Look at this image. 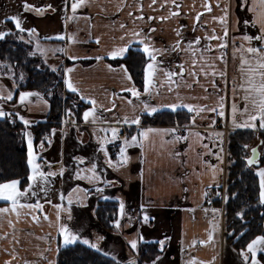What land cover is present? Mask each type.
Returning a JSON list of instances; mask_svg holds the SVG:
<instances>
[{
  "label": "crops",
  "instance_id": "crops-1",
  "mask_svg": "<svg viewBox=\"0 0 264 264\" xmlns=\"http://www.w3.org/2000/svg\"><path fill=\"white\" fill-rule=\"evenodd\" d=\"M73 3L77 0H0L3 38L13 26L21 39L34 43V48L42 45L43 50L36 54L52 68L63 66L65 88L88 104L80 121H72L68 115L66 123L52 132L47 145H37L31 126L48 118V99L38 92H17L14 77L0 72V112L5 113L0 119L15 115L21 122H29L25 131L27 151L31 139L34 162L44 173L43 178L29 181L31 189L28 185L25 189L19 186L21 191L28 189L20 202L38 203L41 208L20 209L19 216L15 212L0 214V264H57L60 246L69 245L64 242L62 226L78 238L75 242L88 240L86 245L95 244L97 247L92 248L120 264L138 261L142 242L159 243L162 250L150 264H252V254L244 252L249 256L245 262L228 239L226 193L220 207L212 205L211 198L222 189L226 191L229 133L259 129V121L256 128L233 125V105L239 124L253 111L251 98L245 101L248 93L240 87H247L248 66L241 71L242 53L237 51L233 56V40L237 48L241 44L247 47L239 38L260 34V25L254 21L264 13V4L261 0H175V4L171 0H156L155 4L152 0H85L73 12ZM225 11L227 37L219 19ZM140 16L143 19H137ZM12 17L19 19L24 31L16 27ZM213 34L224 38L227 47H218L220 39H205ZM197 37L200 44L193 43L190 49L189 42ZM177 41L180 45L174 50ZM145 44L158 51L153 52L155 61L144 53L148 61L140 88L125 64L113 62L128 52L116 58L109 53L125 45L143 52ZM206 46L212 51H203ZM252 46L258 47L259 43L253 41ZM192 49H198L195 56ZM222 54L223 59H219ZM150 63L153 69H148ZM181 71L182 75H168ZM148 72L152 75L148 77L149 91L145 92ZM68 81L77 91L68 88ZM131 89L139 96L133 95ZM24 92L32 95L22 102L20 94ZM9 95L11 99H7ZM145 104L158 110L146 112ZM172 104L197 109H177L191 114L187 126L142 124L143 115L173 111L165 107ZM201 108L206 110L198 111ZM213 108L216 110H207ZM93 109L94 118L85 120L84 113ZM137 116L139 125L131 123ZM114 128L118 129L116 138L111 131ZM149 128L176 131L151 132L145 139L140 133ZM132 136L137 137L135 142L131 141ZM117 140L122 143L114 157L110 148ZM259 169H264V161ZM29 170L30 176V165ZM78 173L84 178L78 179ZM103 200L119 205L114 230L106 229L97 217L98 203ZM0 207H10V202L0 200ZM131 240L137 241L135 249ZM262 253L258 251L255 257L260 264H264Z\"/></svg>",
  "mask_w": 264,
  "mask_h": 264
},
{
  "label": "trees",
  "instance_id": "trees-1",
  "mask_svg": "<svg viewBox=\"0 0 264 264\" xmlns=\"http://www.w3.org/2000/svg\"><path fill=\"white\" fill-rule=\"evenodd\" d=\"M20 34L11 27V33L0 40V69L4 74L14 77L20 91H33L44 95L50 103V112L45 121L31 126L37 145H47L52 132L62 126L63 117L72 114L80 121L88 104L68 91L64 84V68H52L33 52V45L21 39ZM148 59L144 52L130 48L126 56L113 62L123 63L132 74L135 83L144 85V69ZM19 77H23L20 80ZM191 114L185 110H163L142 117L144 126L179 125L185 127ZM27 125L15 115L0 119V183L13 179L20 180L22 189L29 183L30 170L25 139ZM133 130H130L131 132ZM183 130L177 131L182 133ZM180 133V134H181ZM256 134L253 130L231 131L227 140V179L225 201V227L230 233L228 239L239 252H246L247 245L257 236L264 234V203L260 199L258 167L249 166L246 158L250 155L247 147ZM259 141L261 163L264 161V132ZM116 143V144H115ZM111 144V152L116 157L121 141ZM221 206V200H212ZM119 205L116 201L103 200L98 203L97 217L108 230H114ZM162 254L159 243L142 242L138 249L139 260L135 264H150ZM264 262V254H260ZM57 264H120L116 259L100 251L75 242L60 246Z\"/></svg>",
  "mask_w": 264,
  "mask_h": 264
},
{
  "label": "snow or ice",
  "instance_id": "snow-or-ice-1",
  "mask_svg": "<svg viewBox=\"0 0 264 264\" xmlns=\"http://www.w3.org/2000/svg\"><path fill=\"white\" fill-rule=\"evenodd\" d=\"M85 2V0H77V3H73L72 5V10L73 12H75V10L77 9V7L81 6L83 3ZM171 2L173 4H175V0H171ZM246 2V0H245ZM152 3L155 4L156 0H152ZM261 4H264V0H261ZM25 7H30L29 5H25ZM177 8H179V5H177ZM206 9L208 11L211 10L210 6H206ZM251 10V9H250ZM37 11H40L39 9ZM177 14V13H174ZM129 15H131V13H129ZM199 15L197 16V20H199ZM12 19L15 21L16 27L18 29H20V31H24V29L21 27L20 25V21L19 19H17L16 17H12ZM137 19H143V16L137 17ZM149 19H152V17H149ZM161 19H164V17H162ZM215 19V18H214ZM220 22L222 24L225 25L224 27V37H227L228 34V28H227V11H225V14L223 17L219 18ZM247 23V21L245 22ZM254 23H258L260 25V34L259 35H247L244 34L242 35L239 39H241L242 41L247 43V47L244 46V44H241L239 48H237L235 46V40H233V56L235 57V54L237 51H240L242 53L241 56V71H245L244 66L247 65V87L245 88L244 84H241L240 87L243 88L245 90V92L248 93V95H245L244 99L245 101H248L251 98V103H252V113L248 115V119L242 123L239 124L237 123L236 119H235V115L237 112V109L235 107V105H233V125L235 127H244V128H256V121H259V127L260 128H264V13L261 14V17L259 19H257L256 21H254ZM121 27H124V25H121ZM34 31V30H33ZM152 31H155V29H152ZM215 30H213L214 33ZM5 33H0V39H2L4 37ZM134 36H139V33H133ZM177 35H180V32L177 31ZM63 38V37H60ZM123 39V38H122ZM205 39L207 40H213V39H220L222 40V43L218 45V47L220 48H226L227 47V41L222 38V37H217L216 35H212V36H206ZM253 41H256L259 43V46H252ZM98 42V41H97ZM140 43H144V41H140ZM196 44L199 45L200 44V38L197 37L195 39V41L193 42H189V48H192V44ZM180 45V41H177L175 48H179ZM198 49H192L193 52V56H195V53ZM129 51L128 45H125L123 47H119L114 49L113 51H111L109 53L110 56H112L113 58L116 57H123L127 52ZM158 51V50H150L149 47L145 44L144 48H143V52L145 54H147L151 60L155 61L156 56L153 54V52ZM203 51L205 52H211L212 49L209 46H206ZM243 53H247L248 56L245 57L243 55ZM98 59H100V57H98ZM200 59H203V55H201ZM219 59H223V54L219 57ZM254 61V64H253ZM195 63L196 61L193 60V67H195ZM181 70H183V66L181 65ZM209 68L213 67L212 65H208ZM148 69H153V64H148ZM68 71H71V69H69ZM125 71V75L128 79H131L130 76H128L127 74V69H124ZM201 72H204V67H201L200 69ZM180 74L182 75V71L181 73H169V77H171L172 75H177ZM196 73L193 72L192 75H195ZM208 73L205 72V75H207ZM213 75H216L215 71L212 72ZM152 75V72H148L146 77H145V92L149 91V80L148 77ZM220 75H224V73H220ZM257 77H259V82H257ZM67 86L70 90H72L73 92L77 91V89L72 85V83L70 81L67 82ZM133 95L135 96H139V93L135 90V89H131ZM233 91L235 92V88L233 89ZM32 95L31 93L28 92H24L20 94V100L23 102L25 100L26 97ZM7 99H11V95H9L7 97ZM223 98H221L222 100ZM92 104H95V101H92ZM221 107L223 106L222 104L220 105ZM165 107L170 108L173 111H176L178 108L180 107H186L188 109L189 112H192L194 109L192 105H184V104H172V105H166ZM158 109L156 108H150L147 104H145L144 106V111L146 112H156ZM206 109H198V111H204ZM210 111H215L216 109H207ZM249 111L247 105L245 106L244 112L247 113ZM5 115V113L0 112V116ZM220 115H223V112L220 113ZM93 117L94 118V109L90 110V111H86L84 113V119L88 120L89 117ZM21 119L23 120V117H21ZM193 118V122H194ZM26 125L29 123L27 120L23 121ZM93 122H95V119H93ZM125 122H128V118L125 117ZM131 123L133 124H140V117L137 116L135 119L131 120ZM112 133H113V138H116V135L118 133V129H111ZM156 131H165V132H175L176 129H166V130H157V129H152L149 128L143 132L140 133V135L142 137H144L145 139H147L149 133L151 132H156ZM198 135V134H197ZM220 135V134H218ZM177 139H186V137H177ZM137 140L136 136H132L131 137V141L135 142ZM125 144H128L129 141L127 139H125L124 141ZM261 143H264V141H262ZM245 147H247V145H245ZM28 148H29V153H28V164L31 166L32 169V175L28 176V180L29 181H33L35 180L37 177L43 178L44 177V173L41 172L39 170L40 166L39 164L35 163V157L33 156L32 153V141L31 139H29L28 141ZM124 152V149H121V153ZM252 152V158L248 160V164L252 165L253 163L256 162V157H257V149L256 148H252L251 149ZM83 162V161H81ZM91 171L93 172V174L95 173V166H93V168L91 169ZM49 175H52V173H49ZM257 175L260 178V199L261 202L264 203V169H259L257 172ZM77 178L78 179H82L84 177L80 176L79 173L77 174ZM20 180L17 179H13L9 182H5V183H0V200H3L5 202H10V207H0V214L3 213H7V212H15L17 216L20 215V209L23 208H28V209H38L41 208L42 206L40 204H22L20 202L21 197H24L27 195L28 189H31L33 187V185L31 183L28 184V189H26L25 191H21L20 190ZM36 193L33 192L32 195H35ZM206 195V193H205ZM61 198L63 199V196H61ZM69 205L72 203V200L69 199L68 200ZM120 212L121 215H123L124 212V204L121 202L120 204ZM35 219V217H34ZM145 220L148 219L147 216L144 217ZM117 227H119V222H116ZM61 231L64 234V242L66 244H71L74 243L78 238L75 235H72L69 233L68 229L66 227H61ZM211 238V237H210ZM102 239V238H101ZM83 243L85 244H89L90 242L88 240H84ZM131 244V247L133 249H135L137 247V241L136 240H131L129 242ZM91 247H97L95 244H91ZM247 250L249 253L252 254V264H260V261L257 260L256 257V253L258 251H264V235L262 236H257L255 239H253L248 245H247ZM241 255L243 256V259L245 260V262L248 261L249 256L243 252H241ZM129 264H135V261H130Z\"/></svg>",
  "mask_w": 264,
  "mask_h": 264
},
{
  "label": "rangeland",
  "instance_id": "rangeland-1",
  "mask_svg": "<svg viewBox=\"0 0 264 264\" xmlns=\"http://www.w3.org/2000/svg\"><path fill=\"white\" fill-rule=\"evenodd\" d=\"M31 44V43H30ZM32 44H34V43H32ZM43 46L42 45H39V44H37L36 45V48H34L33 47V52L34 53H40L41 52V49L43 50ZM40 56V55H39ZM42 61L43 62H45L46 63V61H44V59H42ZM47 64V63H46ZM0 72L1 73H4L5 71H4V68H2V69H0ZM18 78L20 79V80H23V77H19L18 76ZM264 132V128H260L259 127V129H257V130H255L254 131V133L256 134V136L254 137V139L252 140V142L247 146V150H248V153L250 154V150H251V148L252 147H254V146H257V145H259V141L261 140V138H260V135L262 134ZM228 151V150H227ZM226 193V191H223V189H222V191L220 192V193H218V195H224ZM217 195V196H218ZM219 199V198H218ZM217 200V199H216ZM221 201H222V199H220ZM222 203V202H221ZM139 260V259H138Z\"/></svg>",
  "mask_w": 264,
  "mask_h": 264
},
{
  "label": "water",
  "instance_id": "water-1",
  "mask_svg": "<svg viewBox=\"0 0 264 264\" xmlns=\"http://www.w3.org/2000/svg\"><path fill=\"white\" fill-rule=\"evenodd\" d=\"M252 148H256V149H257L256 162L253 163L252 165H249V164H248V165H249V166H255V167H258V166H260V164H261V161H260V158H261L260 146L257 145V146H254V147H252ZM252 148H251V149H252ZM251 158H252V152H251V150H250V155L246 158L247 163H248V160L251 159Z\"/></svg>",
  "mask_w": 264,
  "mask_h": 264
},
{
  "label": "built area",
  "instance_id": "built-area-1",
  "mask_svg": "<svg viewBox=\"0 0 264 264\" xmlns=\"http://www.w3.org/2000/svg\"><path fill=\"white\" fill-rule=\"evenodd\" d=\"M68 115H69V117H71V120H72V121L75 120L74 115H72V114H71V115H70V114H67V115H65V116L63 117V120H62V123H63V124H65L66 121L68 120ZM218 198H219V200L222 199V201H223V199H224V195L222 194V195H218V196H217V194H216V195H213V194H212V198H211L212 200H215V199H218ZM222 201H221V202H222ZM212 205H213V203H212Z\"/></svg>",
  "mask_w": 264,
  "mask_h": 264
}]
</instances>
